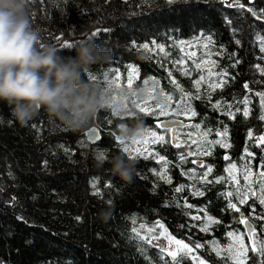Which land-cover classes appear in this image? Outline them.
<instances>
[{"label": "trees", "instance_id": "obj_1", "mask_svg": "<svg viewBox=\"0 0 264 264\" xmlns=\"http://www.w3.org/2000/svg\"><path fill=\"white\" fill-rule=\"evenodd\" d=\"M239 2L257 11L264 9V0H253L251 4L248 0ZM30 8V20L33 27L40 30L41 43L54 45L62 55H74L73 46L86 39L111 50L112 59L93 65L85 78L96 74L95 82L104 86L103 73L107 72L109 79L115 80L118 71L119 85L127 87V72L135 68L132 88L146 87L151 95L163 99V106L170 113L181 101L180 89L193 94L190 103L197 113L195 117L190 114L159 116L157 108H154L157 115H150L136 108L145 128L158 132L156 123L167 118L199 124L200 128L181 130L194 133L198 144L191 146L193 140H185L179 148L171 146L168 132L160 131L167 135L165 143L154 147V152L144 151L147 159L136 155L133 179L125 182L112 173L107 160L116 153L129 158V153L123 152L125 145L130 152L137 148L132 143L120 145L115 140V121L119 118L110 112L101 110L89 125L69 130L43 109L27 125H20L12 117L10 107L0 103V264H146V260L148 264H174L171 257L160 253L154 245L139 241L131 232V228L136 227L145 235L146 229L159 224L190 246L193 241L203 243L211 239L226 246L231 242L226 237L230 230L243 235L244 244L250 245L244 225L237 222V214L220 211L227 203L220 193L234 186L227 179L217 182L216 178H227L223 170L228 162L222 157L229 155L239 166L247 146L256 153L250 179L257 182L258 187L256 173L259 161L264 159V146L255 148L253 145L256 137L264 133V121L257 118L260 105L255 92L264 91V83H261L264 75L255 65L264 68V53L259 51L257 40V36L264 37V20H256L247 11L229 8L223 0H173L172 4L167 0H32ZM225 17L233 20V24L225 23ZM240 17L243 19L238 24ZM93 32H97L96 37H91ZM101 34L107 39H102ZM237 38L241 40L240 45L234 44ZM64 40L72 44L71 50L61 51ZM152 40L164 44L165 53L169 55L156 49ZM144 43L149 44L148 49L141 47ZM192 52L197 55L193 60L187 57V53ZM233 52L234 59L241 63L230 69L233 61L229 54ZM181 55L185 56L184 65L174 67L173 61ZM202 56L208 61L201 62ZM193 61L201 65L200 69L195 68ZM180 67L188 69L191 75H182L177 70ZM222 69L229 70L226 83L222 88L212 89L211 84L222 81L209 73ZM168 71L172 72V77L168 76ZM201 75L205 79L199 85L201 99L196 100L194 81ZM232 75L235 80L231 79ZM172 78L180 89L170 83ZM245 81L251 91L243 88ZM168 96H171L170 101ZM244 96L251 101L247 118L243 116L241 103ZM218 99L221 107L214 111L212 105ZM228 104L233 105L234 118L224 114ZM237 107L240 112H235ZM222 124L228 126L231 146L217 145L210 156L199 152L198 148L204 150L206 139H217L215 132ZM93 126L100 130L103 139L92 145L87 141L86 132ZM209 128L212 131L204 137L202 133ZM249 129L253 132L251 139L247 136ZM101 151L106 157L102 165L97 158ZM189 152L193 154L188 155ZM181 155L185 156L183 162L179 159ZM159 156L165 157L166 167ZM199 159L213 166L207 176L211 183L202 179L206 169H198L191 163ZM189 171H192L191 176L187 175ZM157 173L170 178L171 183ZM234 175L241 186L245 184L240 167ZM180 186H184L183 190L176 193L174 189ZM196 189L204 191V195L194 196ZM185 201L193 208L188 209ZM238 207L244 211L247 205ZM201 208L221 221L219 225H210L208 233L199 231L201 221L191 219L200 215L203 221ZM102 209L110 210L107 218L100 217ZM260 211L257 202L256 212ZM21 216L27 223L17 219ZM251 222L257 227L258 235H264L259 231L261 221L253 218ZM138 244H144L146 256L139 254ZM209 249L210 246L193 250L187 256L180 253L179 264H196L192 255L204 259L206 264H225V260ZM160 255H164L163 261ZM248 258L247 264H256L257 258L250 250Z\"/></svg>", "mask_w": 264, "mask_h": 264}, {"label": "clouds", "instance_id": "obj_2", "mask_svg": "<svg viewBox=\"0 0 264 264\" xmlns=\"http://www.w3.org/2000/svg\"><path fill=\"white\" fill-rule=\"evenodd\" d=\"M31 3L0 0V103L10 107L20 125H27L43 109L69 130L89 125L105 110L119 118L115 134L121 142L140 139L145 124L136 105L149 99L146 87L102 86L86 79L93 65L112 59L111 50L86 39L73 46L74 55L65 56L54 45L41 43L40 30L30 20ZM151 99L162 103L159 96ZM104 162L99 159L100 165ZM107 163L114 175L132 181L135 160L116 153ZM99 215L107 218L110 210L102 209Z\"/></svg>", "mask_w": 264, "mask_h": 264}, {"label": "snow or ice", "instance_id": "obj_3", "mask_svg": "<svg viewBox=\"0 0 264 264\" xmlns=\"http://www.w3.org/2000/svg\"><path fill=\"white\" fill-rule=\"evenodd\" d=\"M168 4H172L173 0H167ZM224 4L229 7H235L240 11H247L248 13H250L256 20H264V9H260L259 11H257L254 7H247L245 3H240L239 0H223ZM253 2V0H248V4H251ZM242 17L239 18V20L237 21V23L239 24L240 21H242ZM224 22L231 25L233 24V20L225 17ZM106 31V30H105ZM233 35H235V29L233 30ZM97 36V32H93L91 34V37H96ZM102 39H107V37H104L103 34H101ZM257 40L259 41L260 47H259V51L261 53H264V37L261 36H257ZM181 43H183V41H181ZM151 44L154 45V47L156 49H159V51L161 53H165V45L161 44V43H157V41L152 40ZM234 44L235 45H240L241 44V40L239 38L234 40ZM141 47H143L144 49H148L149 48V44L148 43H144L143 45H141ZM72 49V44L68 41V40H64L63 44L61 46V51H69ZM181 52L183 53V49H181ZM219 54V53H218ZM165 55H169L168 53H165ZM235 52L229 54V59L232 60L233 62L229 65L230 69H235L240 63L241 61L239 59H234L235 57ZM192 56H195V52L192 53ZM190 59V57H189ZM185 63V56L181 55L179 58L175 59L173 61V66L175 67L176 65H184ZM193 64L195 65L196 69H200L201 65L199 63H196L195 61H193ZM256 68L259 69L260 73L262 75H264V68H260V66L257 64L255 65ZM178 71H180V73L182 75H191V72L184 68V67H180L179 69H177ZM136 75V69L135 68H131L130 70H128L127 72V87L128 88H132L133 86V80H134V76ZM215 75L216 79L219 81H222V83H213L210 85V87L212 89H216V88H222L224 86V83H226L225 78L229 75V70L228 69H222L220 72L218 73H209V76ZM168 76L172 77V72L168 71ZM89 80L92 81H97L98 80V76L96 74H92L90 76L86 77ZM235 75H232L231 79L235 80ZM119 79H120V73L117 71L115 74V80H110L108 77V73L104 72L103 73V81L105 83V85H111L114 84L116 86H120L119 85ZM205 79V77L203 75L200 76L199 79H197L196 81H194L195 86L197 87V93L195 94L194 98L196 100H200L201 96L199 94V85L201 83V81H203ZM170 83L173 84L176 88L180 89V85L177 84L175 78H172L170 80ZM261 83H264V81H261ZM243 88L245 90L251 91V89H249V83L247 81H245L243 83ZM182 96H181V101L177 103V108L173 109L172 112L170 113L166 107L157 104L156 108L159 109L158 115L159 116H169V115H176V116H180V115H191L192 117H195L197 115L196 111L192 108L190 101L193 99V94L192 93H185L183 92V89H180ZM255 96L259 97V105H260V113L258 115V119L260 121H264V91H256L255 92ZM185 97H187V99H185ZM167 99L170 101L171 100V96H168ZM209 102H211V98L209 97ZM250 98L248 96H244L241 103L244 105L243 108V116L245 118H247L249 116V108L248 105L250 104ZM182 105V106H181ZM221 107V101L218 99L215 104L212 105V108L214 111L219 110ZM233 107L232 104H228L227 108L228 111L226 113H224L225 115H227L229 118H234V112L231 110ZM136 108L139 110L140 113H144V114H150V115H157V113L155 112L154 109H149L148 107H142L140 104L136 105ZM241 109L239 107H237L235 109V112H240ZM113 115V114H112ZM176 124H180L181 126H184L182 124L181 121H168L167 123L164 122H158L155 127L156 128H165L167 130H172V127ZM188 127H192V128H196L199 129L200 125L199 124H195V125H190ZM212 131L211 128H209L207 131H204L202 133V135L204 137H207L209 135V133ZM228 126L227 125H221V129L217 130L215 132V135L217 137V139L214 140H205V145L206 146H202L204 147V151L203 154L206 156H210L212 155V149L215 146H220L221 148H229L231 145L230 143H228ZM98 135V133H97ZM143 136L145 137V139L143 141L141 140H135L132 142V144H138V143H147V139L146 137L150 136L152 138L151 142L152 143H157V142H164V136L163 135H157L156 131H152L149 128H145L144 130V134ZM247 136L249 139H251L253 137V132L251 129H249ZM100 139L102 140L103 137H100ZM173 139H177L175 136L173 137ZM115 140L119 142L120 145H124L123 142L120 141L119 137L116 136ZM192 143L194 144H198V142L196 140H193ZM261 146H264V133L258 135L256 137L255 140V144L253 145V147L255 148H260ZM61 147H63L61 145ZM176 147L179 148L180 144L177 143ZM65 151H67V149H65ZM123 152L124 153H129V158L133 159L135 158L136 155L139 156H144L145 159H147L148 157L145 155L144 151H140V149H135L134 151L130 152V148L128 146H124L123 147ZM151 153H149L150 155ZM193 153L189 152L188 155H192ZM256 157V153L254 151H250L249 148L246 146L244 148V155L240 157V165L238 166L237 163L232 162L231 157L227 154H225L222 159L227 163V166L224 168V172L227 173V178L219 176L216 178L217 182H219L220 180H224L227 179L228 182H230L234 187L232 190H228L225 192L220 193L221 196H223L227 203H226V207L221 209V213L224 212H234L235 214H237V222L240 224H243L246 229H247V237L250 241V245H245L244 244V237L241 234H237L234 231H227L226 232V237L230 238L231 242H229L226 246H221L220 242L216 239H211V240H207L203 243L201 242H195L193 241L191 246L189 243H185L184 240H180L177 239L175 236L172 235H168L167 239L170 242V245H174V249L173 248H161L160 249V253H166V255L168 257L172 258V261L174 262V264H179V260H178V254L182 253L184 256H187L189 254H191L193 252V250H199L202 248H205L207 246H210V253H215V255L217 257H220L221 259L225 260V264H228V262H231V264H247L248 261V252L249 250L256 256V264H264V235H258V230L257 227L251 222V220L257 219L259 221H261L260 224V233L264 234V170H260V169H264V159L260 160L258 163V170H257V177H258V187L256 186L255 181H252L250 179V177L253 175L252 172V168H253V164L252 161L255 159ZM98 159H105V154L104 151H101L99 156L97 157ZM159 161H164L165 162V167L167 166V161L165 160L164 156H159L158 157ZM180 161H185V156L181 155L179 157ZM46 163V162H45ZM192 164H197L198 161L197 160H192L191 161ZM199 165L202 168H205L206 171L203 173V177L202 179L206 182V183H211V181H207V176L212 173L213 170V166L211 164H204L203 161H199ZM240 167L242 169V175H243V180L245 181L244 185H240V181L236 178V176L234 175L235 171L237 170V168ZM155 171V170H153ZM157 175H160L162 179H166L167 183H171V179L170 178H166L164 174L162 173H157ZM187 175L191 176L192 175V171H189L187 173ZM107 187H111V185H107ZM184 186H180V187H176L174 189V191L176 193H180L183 190ZM93 188L95 189V184H93ZM96 194H99V190H97ZM194 196H203L204 195V191H201L199 189H196L195 191H193L192 193ZM251 198V203L249 202ZM14 199V197H13ZM233 200H235L236 202L234 203ZM257 202L258 205L261 209V211L259 213L256 212V207H257ZM109 204L112 203L111 200L108 201ZM238 205H247V208H245L244 211H241V208L238 207ZM185 206L188 209L193 208L192 204H187V202L185 201ZM200 211L204 212V219L202 221V218L200 215H194L191 217V219L193 221H201V226L199 227V231L202 233H208L210 231V225H219L221 223L220 219L215 218L212 215L208 214V211L204 208H201ZM245 212L248 213V215H245ZM18 220H21L24 223H27L26 220H24V218L21 217H17ZM77 219L79 220V217H77ZM133 224L136 223L135 220L132 221ZM159 223V222H157ZM159 227L161 229H164V232H167V229L164 228L163 224H159ZM181 227H184V225H181ZM193 227H196V225H193ZM141 228H143V225H141ZM149 233L153 232V229H149L148 230ZM131 232L136 234V237L138 238L139 241L144 242V244L151 246L153 244L154 240H157L159 237L156 235H151V236H145V235H141L138 231L136 227H132L131 228ZM162 235V233H161ZM144 244H138L137 247L139 249V254L145 255L147 253L146 248L144 247ZM222 253H225L226 256H222ZM192 260L196 261L197 264H206V261L204 259H201L199 256L196 255H192L191 256ZM160 260L163 261L164 260V255H160ZM146 264H148L147 260H146Z\"/></svg>", "mask_w": 264, "mask_h": 264}, {"label": "rangeland", "instance_id": "obj_4", "mask_svg": "<svg viewBox=\"0 0 264 264\" xmlns=\"http://www.w3.org/2000/svg\"><path fill=\"white\" fill-rule=\"evenodd\" d=\"M193 53V52H192ZM192 53H187L188 54V56L187 57H190V59L191 60H193L194 58H196L197 57V55L195 54V56H194V58H193V56H192ZM207 59V57H204V56H202V57H200V61L201 62H203V61H208V60H206ZM151 96H153V95H151L150 94V97H149V99L145 102V103H142V107H144V106H146V107H148V108H150V109H154V108H156V105H157V103L155 102V101H153L152 99H151ZM161 100H162V103H160V105H164V101H163V99L161 98ZM158 123V122H157ZM156 123V124H157ZM161 131V130H160ZM160 131H158L157 132V135H163L164 136V142H157V143H152L151 142V140H152V138L150 137V136H148V137H146V139H147V143H143V142H141V143H138V144H133L137 149H140V151H149V152H154V147H156V146H158V144H163V143H165V141H166V138H167V135H166V133L165 132H160ZM169 134V133H168ZM194 137H195V135H194V133H192V132H190V131H177V138L179 139V144L182 146L184 143H183V141H185V140H194ZM145 139V137L144 136H142L140 139H138V140H141V141H143ZM191 146H193V143H191ZM195 148H197V146H195ZM198 151L199 152H203L204 150H202L201 148H198ZM198 169H200V168H198ZM195 173H201V171H194ZM164 228H166L165 226H164ZM149 229H153L154 231L153 232H151V233H149ZM167 229V228H166ZM161 233H162V235H161ZM172 235L171 233H170V231L167 229V232H164V229H161L160 227H159V225H157V226H153V227H151V228H148V229H146L145 230V235L146 236H151V235H156V236H158L159 238L157 239V240H154L153 241V244L152 245H154L155 247H157L158 249H161V248H173L174 249V245H170V242H169V240L167 239V237H168V235ZM246 235V234H245ZM172 236H174V235H172ZM178 239V238H177ZM166 254V253H165ZM196 264H197V262H196Z\"/></svg>", "mask_w": 264, "mask_h": 264}, {"label": "water", "instance_id": "obj_5", "mask_svg": "<svg viewBox=\"0 0 264 264\" xmlns=\"http://www.w3.org/2000/svg\"><path fill=\"white\" fill-rule=\"evenodd\" d=\"M181 121L182 124L184 126H181L180 124H176L172 127V130H167L165 128H159L161 131H165V132H168L169 133V139H170V144L173 148H177L176 147V144L179 143V139L177 138V131L179 130H184L186 128H188V126L190 125H193L192 122H185L181 119H177V118H167V119H163L161 120L160 122H164V123H167L168 121ZM98 133V135H97ZM176 137L177 139H173V137ZM101 136V132L100 130L96 127V126H93V127H90L87 132H86V138H87V141L90 143V144H98L100 143L101 139H100ZM204 163V162H203ZM195 166L197 168H201L200 165H199V161L197 164H195ZM245 227V226H244ZM245 230H246V233H247V229L245 227Z\"/></svg>", "mask_w": 264, "mask_h": 264}, {"label": "bare ground", "instance_id": "obj_6", "mask_svg": "<svg viewBox=\"0 0 264 264\" xmlns=\"http://www.w3.org/2000/svg\"><path fill=\"white\" fill-rule=\"evenodd\" d=\"M197 161H202V160L199 159V160H197Z\"/></svg>", "mask_w": 264, "mask_h": 264}]
</instances>
